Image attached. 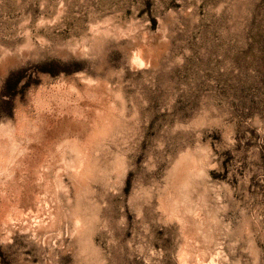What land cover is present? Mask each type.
I'll use <instances>...</instances> for the list:
<instances>
[{"label": "rangeland", "instance_id": "rangeland-1", "mask_svg": "<svg viewBox=\"0 0 264 264\" xmlns=\"http://www.w3.org/2000/svg\"><path fill=\"white\" fill-rule=\"evenodd\" d=\"M0 264H264V0H0Z\"/></svg>", "mask_w": 264, "mask_h": 264}]
</instances>
